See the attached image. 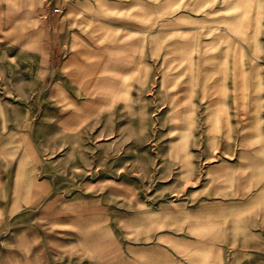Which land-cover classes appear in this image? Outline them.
<instances>
[{
	"label": "rangeland",
	"instance_id": "rangeland-1",
	"mask_svg": "<svg viewBox=\"0 0 264 264\" xmlns=\"http://www.w3.org/2000/svg\"><path fill=\"white\" fill-rule=\"evenodd\" d=\"M18 1L0 0V123L41 145L23 220L106 262L264 264V0Z\"/></svg>",
	"mask_w": 264,
	"mask_h": 264
},
{
	"label": "crops",
	"instance_id": "crops-1",
	"mask_svg": "<svg viewBox=\"0 0 264 264\" xmlns=\"http://www.w3.org/2000/svg\"><path fill=\"white\" fill-rule=\"evenodd\" d=\"M46 12L37 18L42 35L40 43L51 45L60 34V19L55 14ZM40 50L43 49L40 48ZM46 51L52 53L55 49L50 47ZM66 63L67 61L61 65L59 71L64 75H66ZM48 67H54L53 63L44 65L39 62L36 75L39 83L44 82L47 77L52 84L61 83L57 80L58 77L56 80L54 79V71L48 70ZM4 78L9 80V77ZM64 99L68 102L73 98L67 92ZM9 126L0 123V232L4 228H8L10 231L15 227L17 231L15 233L13 229L12 235L1 242L0 264H58L55 261L58 256L64 257L68 261L66 264H70L74 258L82 259L81 262L89 260L81 257L86 253L96 255L95 258L100 261L98 264H138L135 258L123 256L121 252L109 253L110 257L106 262L104 259L106 251L103 252V255L100 252L98 254L89 253L87 250V247H90L89 243L85 245L86 247L80 248L81 252H76L75 245L79 242L75 243L70 234L60 237L59 233L61 232L56 229L50 234L41 236L39 232L42 230L39 223H35L31 219L23 220L25 214L31 212L36 207L35 203L41 199L40 183L35 177L37 160H39L38 148L41 145H38L27 134L24 125L16 128ZM96 243L100 246L110 242L102 239ZM73 263L71 262V264Z\"/></svg>",
	"mask_w": 264,
	"mask_h": 264
},
{
	"label": "built area",
	"instance_id": "built-area-1",
	"mask_svg": "<svg viewBox=\"0 0 264 264\" xmlns=\"http://www.w3.org/2000/svg\"><path fill=\"white\" fill-rule=\"evenodd\" d=\"M55 10H57V9H55Z\"/></svg>",
	"mask_w": 264,
	"mask_h": 264
}]
</instances>
